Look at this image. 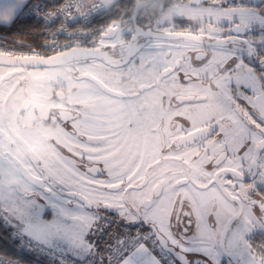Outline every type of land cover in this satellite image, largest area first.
Returning a JSON list of instances; mask_svg holds the SVG:
<instances>
[{
    "label": "snow or ice",
    "instance_id": "6c2138e0",
    "mask_svg": "<svg viewBox=\"0 0 264 264\" xmlns=\"http://www.w3.org/2000/svg\"><path fill=\"white\" fill-rule=\"evenodd\" d=\"M0 228L46 264H264V0L0 26Z\"/></svg>",
    "mask_w": 264,
    "mask_h": 264
},
{
    "label": "trees",
    "instance_id": "16d2710c",
    "mask_svg": "<svg viewBox=\"0 0 264 264\" xmlns=\"http://www.w3.org/2000/svg\"><path fill=\"white\" fill-rule=\"evenodd\" d=\"M44 1L46 3H51V0H44ZM121 2L127 3L129 2V0H121ZM97 18L100 23H104L105 20L108 19L107 16L102 14L99 15ZM20 23L25 25H31V24H37L38 22L33 19L22 17ZM7 241L11 242L9 233L4 231L2 228H0V254L12 256L13 258H21L23 261L29 262L31 264H46L17 252Z\"/></svg>",
    "mask_w": 264,
    "mask_h": 264
},
{
    "label": "built area",
    "instance_id": "2783aa9c",
    "mask_svg": "<svg viewBox=\"0 0 264 264\" xmlns=\"http://www.w3.org/2000/svg\"><path fill=\"white\" fill-rule=\"evenodd\" d=\"M37 2H39V3H42V4H47L44 0H28V4L29 5H31V4H35V3H37ZM99 15H101V14H94L93 15V17H92V23L93 24H101L100 22H99V20H98V16ZM24 18H29V19H33V20H35V21H37L38 23H39V20H38V18L37 17H35V16H33V15H31V13H29L28 15H26V16H23ZM8 242V241H7ZM17 252H19V249H18V245H19V241H15V242H13L12 240H11V242H8ZM20 253V252H19ZM21 254H24V255H26V256H28V257H30V258H33V259H35V260H38V261H40V262H43V263H46L45 261H44V258L43 257H37L35 254H30V253H21ZM0 255H3V254H0ZM24 264H31V263H29V262H26V261H24Z\"/></svg>",
    "mask_w": 264,
    "mask_h": 264
},
{
    "label": "clouds",
    "instance_id": "9594fccd",
    "mask_svg": "<svg viewBox=\"0 0 264 264\" xmlns=\"http://www.w3.org/2000/svg\"><path fill=\"white\" fill-rule=\"evenodd\" d=\"M159 0H157V3ZM28 4V0H19V7L17 12L9 14H0V26L9 27L15 21L19 12L25 10V6Z\"/></svg>",
    "mask_w": 264,
    "mask_h": 264
},
{
    "label": "flooded vegetation",
    "instance_id": "af4514ba",
    "mask_svg": "<svg viewBox=\"0 0 264 264\" xmlns=\"http://www.w3.org/2000/svg\"><path fill=\"white\" fill-rule=\"evenodd\" d=\"M259 239V237H257V240Z\"/></svg>",
    "mask_w": 264,
    "mask_h": 264
}]
</instances>
